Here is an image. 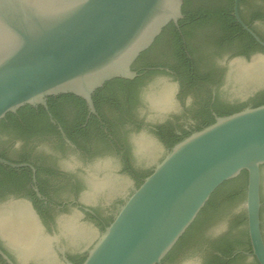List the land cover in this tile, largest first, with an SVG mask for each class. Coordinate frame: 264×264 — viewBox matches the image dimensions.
Returning a JSON list of instances; mask_svg holds the SVG:
<instances>
[{
    "label": "water",
    "instance_id": "95a60500",
    "mask_svg": "<svg viewBox=\"0 0 264 264\" xmlns=\"http://www.w3.org/2000/svg\"><path fill=\"white\" fill-rule=\"evenodd\" d=\"M182 7L183 0H0V121L26 105L47 108L46 99L58 95L83 100L89 113L95 114L93 94L111 80L135 79L133 64L166 26L177 25L183 18ZM238 8L239 0H234L236 22L264 48L241 20ZM233 57L229 53L212 56L219 64ZM230 62L236 64L243 81L258 78L253 84H261L263 54L249 62ZM225 93L244 99L246 92L241 84ZM143 97L147 107L143 114L152 123L176 121L193 99L192 93H187L180 100L175 83L161 76L149 81ZM132 139L136 144L135 164L158 161L161 153L151 133L142 130ZM0 165L29 167L2 158ZM262 166L264 105L216 117L214 123L174 144L101 236L92 225L80 223L74 213L64 220L62 232L72 246L93 244L82 264H161L217 188L246 171L245 204H230L207 230L213 233L227 228L231 216L245 207L252 252L258 263L264 264ZM120 167V161L111 154L95 160L89 168L95 190L110 182ZM0 232L22 257H42L45 264H63L53 254V245L61 249L59 238L45 232L29 203L3 212ZM64 264L72 263L64 260Z\"/></svg>",
    "mask_w": 264,
    "mask_h": 264
},
{
    "label": "flooded vegetation",
    "instance_id": "af4514ba",
    "mask_svg": "<svg viewBox=\"0 0 264 264\" xmlns=\"http://www.w3.org/2000/svg\"><path fill=\"white\" fill-rule=\"evenodd\" d=\"M249 1L253 2L250 9L261 14V18L250 22L249 28L264 43V0ZM250 9L247 7L245 10L250 14ZM166 50L167 46L165 49L160 47L153 57H160L162 53L164 56ZM257 54L264 55V52H255L249 58H229L223 64L217 63L210 56L209 67L202 65V73L209 77L184 88L175 81L168 68L144 66V70L163 71L167 75L147 76L135 89L134 97L119 90L101 91L98 95L94 93L92 100L95 114L89 113L83 100L72 95L48 97L47 108L36 107L33 113L25 115L26 120L33 123V130L28 135L24 138L14 135L0 136V151L8 161L25 164L35 170L33 172L29 167L19 168L25 171L17 172L20 176L17 181L18 189L7 194L0 193V215L3 212L16 211L18 206L29 203L45 232L60 240L61 249L53 245V254L63 264L64 260L72 264H82L93 244L85 247L69 244L62 232L64 220L74 213L79 217L80 223L92 225L101 236L134 190L165 157L169 150L166 137L170 133L174 137H183L185 133L190 135L215 120L218 111L252 107L253 98L264 92V78H261L263 80L259 86L253 84L258 78H246L243 81L234 67L236 64H231L230 61L239 59L249 62ZM158 76L175 83L180 100L187 93H192V101L176 121L171 119L152 123L143 114V110L147 108L143 97L144 89L151 79ZM241 84L246 92L244 99L226 95L227 89H238ZM142 130L152 134L161 154L156 163L139 166L134 162L136 144L132 135ZM107 154L114 155L120 161L121 167L115 171L110 182L103 183V186L98 185L100 189L95 190L89 168L95 160ZM263 170L264 166L260 172V229L264 241ZM121 185L123 187L120 188ZM95 198L97 200L92 202ZM236 201L245 204V200ZM229 205L215 218L198 227L178 248L175 249V245L161 264H182L184 260L188 264H259L250 244L245 207H242L243 211L239 214L231 216L227 228L213 233L207 230L213 220L226 213ZM229 245V254L223 255L221 250ZM45 261L42 257H22L0 232V264H45Z\"/></svg>",
    "mask_w": 264,
    "mask_h": 264
},
{
    "label": "trees",
    "instance_id": "16d2710c",
    "mask_svg": "<svg viewBox=\"0 0 264 264\" xmlns=\"http://www.w3.org/2000/svg\"><path fill=\"white\" fill-rule=\"evenodd\" d=\"M251 3L253 2L249 0H239L238 14L248 27H250L249 24L252 20L261 18L259 12L250 9ZM254 4L256 5L257 3L254 2ZM233 5L234 0H183V18L178 21L177 25L170 23L166 26L153 45L143 52L133 64L132 70L136 72L137 77L133 80H111L98 89L95 94L98 95L101 91L114 92L119 90L134 97L135 89L143 83L147 76L166 74L163 71L144 70V66L148 68H168L175 81L179 82L184 88L186 85H195L201 79L209 77L202 73V65L204 67L208 66L210 56L229 53L234 57L244 56L249 58L255 52H264V49L236 22L233 15ZM245 7L250 9V14L246 12ZM168 41L170 50H168ZM166 46L167 50L164 56L162 53L160 57H153L160 47L165 49ZM170 55L171 57L169 58ZM252 102L253 108L264 105V92L253 98ZM34 108L26 105L15 114H7L0 121V136L14 135L18 138H24L28 135V132L33 130V123L26 120L25 115L30 112L33 113ZM96 108L98 110V105H96ZM243 109V107H235L230 110L218 111L217 113L218 117H223ZM214 121L211 120L205 126L214 123ZM173 135L170 133L166 137L169 149L183 138L189 136L187 133L183 137H174ZM0 158L8 161L2 151H0ZM18 171H25V169H12L0 165L1 194H7L18 189L17 181L20 180V176L17 175ZM247 178V172L243 171L235 179L227 181L217 188L194 223L179 239L175 249L187 241L203 223L215 218L228 204L236 200H245ZM230 250L231 247L229 245L221 250V253L228 255Z\"/></svg>",
    "mask_w": 264,
    "mask_h": 264
},
{
    "label": "clouds",
    "instance_id": "9594fccd",
    "mask_svg": "<svg viewBox=\"0 0 264 264\" xmlns=\"http://www.w3.org/2000/svg\"><path fill=\"white\" fill-rule=\"evenodd\" d=\"M182 264H188V262L186 260L182 261Z\"/></svg>",
    "mask_w": 264,
    "mask_h": 264
}]
</instances>
